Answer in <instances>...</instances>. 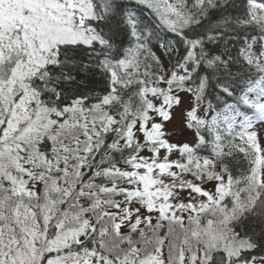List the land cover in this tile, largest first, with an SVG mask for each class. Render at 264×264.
Wrapping results in <instances>:
<instances>
[{
  "label": "snow or ice",
  "instance_id": "6c2138e0",
  "mask_svg": "<svg viewBox=\"0 0 264 264\" xmlns=\"http://www.w3.org/2000/svg\"><path fill=\"white\" fill-rule=\"evenodd\" d=\"M0 264H264V0H0Z\"/></svg>",
  "mask_w": 264,
  "mask_h": 264
},
{
  "label": "trees",
  "instance_id": "16d2710c",
  "mask_svg": "<svg viewBox=\"0 0 264 264\" xmlns=\"http://www.w3.org/2000/svg\"><path fill=\"white\" fill-rule=\"evenodd\" d=\"M248 168V163L246 160L241 159L240 157H237V162L234 164V174L237 176V178H242L244 175H246ZM253 255H261V253H252Z\"/></svg>",
  "mask_w": 264,
  "mask_h": 264
},
{
  "label": "rangeland",
  "instance_id": "374dc122",
  "mask_svg": "<svg viewBox=\"0 0 264 264\" xmlns=\"http://www.w3.org/2000/svg\"><path fill=\"white\" fill-rule=\"evenodd\" d=\"M178 120H179V115L177 113V119L174 120L171 124L168 125L169 128H178L179 127V123H178ZM145 155H147L148 153L145 152L144 153ZM207 187L211 188V184H208Z\"/></svg>",
  "mask_w": 264,
  "mask_h": 264
}]
</instances>
